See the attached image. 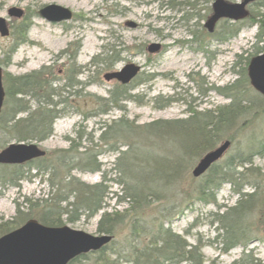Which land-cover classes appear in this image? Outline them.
<instances>
[{"label":"rangeland","instance_id":"rangeland-1","mask_svg":"<svg viewBox=\"0 0 264 264\" xmlns=\"http://www.w3.org/2000/svg\"><path fill=\"white\" fill-rule=\"evenodd\" d=\"M212 2L213 0H0V17L5 20L10 31L7 36L0 35V60H8L6 64L0 63L2 73L17 76L48 67L47 79L53 78V86L60 88L66 80L71 63L78 68L77 74L73 76L78 84L62 94L68 101L66 112L53 123L52 134L42 142L24 143L37 144L45 151L46 156L49 152L67 148L69 142L65 138L74 137L75 132L81 129L86 133L92 132L97 142L102 123H109L122 115L135 125H142L158 119L186 118L190 114V107L204 110L227 103L229 99L214 89L202 94L200 90L205 88L202 82L208 87H219L239 77L246 68V58L250 60L255 56L249 54L256 49L258 25L246 26L236 36L220 42L204 26V22L212 14ZM50 4L70 9L71 19L54 23L42 18L38 10ZM11 7L23 10V16H9L8 9ZM24 16L31 20L26 33L27 40L20 43L8 56L9 47L14 40L13 27ZM218 29L217 22L214 30ZM152 43L160 45L158 51H147L146 48ZM260 46L264 47V44L259 43L258 47ZM112 47L121 50L120 60L111 68L104 69L101 60L104 61L105 52ZM93 58L96 60L92 63ZM127 63L140 66L138 75L130 81L135 84L143 79L130 91L136 97L121 102L122 110L112 108L107 114L94 115L95 97L106 98L118 83L116 80L106 81L103 75L119 70ZM198 87H201L200 90ZM254 91L257 92L253 89L251 93ZM259 110L257 116H246L245 121L233 129L231 133L234 139L232 142L229 140L230 145L221 160L243 148L252 137L264 144L263 104ZM86 114L88 116L84 118ZM83 137H87L86 134ZM84 139L81 143L83 147L89 145ZM10 143L17 142L10 141L8 144ZM150 144V151L157 157L171 158L174 162L179 157L185 160L182 161V174L176 183L159 186L157 192L150 197L152 202L144 211L145 218L150 221L163 218L166 225L174 232L184 235L189 243L196 244L200 241L204 257L202 264H231L248 253L260 264H264V242L261 240H264V207L260 206L256 215L247 218L250 228L247 234H251V240L244 247L239 245L222 253L221 244L216 239L217 224L213 219L217 206L200 202L192 193L204 175H192L198 160L188 159V155L181 153L172 143L152 139ZM123 148L120 147V150ZM118 155V151L107 150L102 146L98 156L102 164L101 171L92 173L75 169L72 172L79 181L95 184L101 181L102 172L108 171L110 189L103 209L94 217L87 219L83 216L73 223L64 220L61 226L100 235L97 232V222L102 212H122L128 207L127 202H118L117 199L122 194L119 183L121 174L114 168ZM252 166L259 173L257 182L261 185L263 203L264 153L253 158ZM48 180L49 173L21 180L19 187L3 188L0 185V222H15L11 230L25 223L20 221L25 218L23 213L27 211L25 199L34 201L50 196ZM249 189L250 187L246 188ZM237 199L238 195L232 191L229 183H224L216 195L219 205L232 206ZM16 203L22 204L20 215L17 213ZM15 218L17 222L13 221ZM123 226L118 228L119 233L124 232ZM258 237L261 239L258 240ZM113 240H117V234H112L109 242Z\"/></svg>","mask_w":264,"mask_h":264},{"label":"trees","instance_id":"trees-1","mask_svg":"<svg viewBox=\"0 0 264 264\" xmlns=\"http://www.w3.org/2000/svg\"><path fill=\"white\" fill-rule=\"evenodd\" d=\"M262 8L264 0L252 2L245 18L236 21L220 20L219 29L214 30L212 36L224 42L236 36L246 26L258 25L256 49L249 55L261 53L263 46L258 47V44H264ZM30 25L31 20L24 16L13 27L14 40L9 47L8 56L20 43L27 40L26 33ZM120 51L114 47L107 49L104 61L101 60L104 69L111 68L120 60ZM96 58H93L92 63ZM1 62L6 64L8 60L3 58ZM248 62L247 57L246 68L233 82L219 87H208L202 82L205 88H197H201L202 94L214 89L229 99L225 104L204 110L190 107V114L186 118L158 119L142 125H135L122 115L109 123H102L97 142L92 132L86 133L81 129L75 132L74 137L65 138L69 142L67 148L49 152L46 156L22 164H0V185L3 188L19 187L21 180L49 173L50 196L34 201L25 199L27 211L23 213L25 218L20 221L23 223L35 219L43 225L54 227L63 225L64 220L73 223L83 216L87 219L94 217L103 209L109 193L108 171L104 170L101 181L95 184L79 181L72 172L75 169L92 173L101 171L102 164L98 156L102 146H105L107 150L119 152L114 168L121 174L119 183L122 194L117 199L118 202H127L128 207L122 212L103 211L97 222V232L117 234V240L109 242L98 251L80 255L68 264H202L204 257L200 241L191 244L183 235L175 233L166 225L165 219L150 221L143 215L152 202L150 197L157 192L156 189L179 179L182 174V161L185 160L179 157L174 162L171 158L157 157L149 149L150 142L152 139H160L163 143H172L191 160H199L224 140L232 142L233 129L242 124L246 116H257L261 105H264L262 95L255 91L251 93L253 88L247 76ZM47 68L42 67L17 76L3 72L5 97L0 112L1 149L10 141L46 140L53 132L55 120L65 114L68 101L62 94L78 84L73 77L78 68L71 63L67 69L66 80L60 88L53 86V78L47 79ZM142 81L143 79L135 84ZM132 82L127 85L117 83L106 98L95 97L93 114H107L112 108L122 110L121 102L136 97L130 93L135 86ZM87 116L86 114L84 118ZM138 133L154 137H141ZM85 134L87 137H83ZM83 139L89 143L88 146H82ZM248 141L243 148L212 164L192 191L194 198L200 202L217 206L218 210L213 213V219L217 223L216 239L223 252L237 245L244 247L251 240V234H247V218L256 215L260 206L264 207V202L261 201V185L257 182L259 173L252 166L253 158L264 153V144L253 137ZM120 147L124 148L120 150ZM224 183H229L232 191L238 195L232 206L219 205L216 202L217 192ZM248 187L250 189L246 190ZM21 206V203H16L19 215L22 213ZM222 207L225 208L220 211ZM16 220L15 218L13 221ZM15 224L9 220L0 222V236L8 233ZM120 226L125 228L124 232H118ZM231 264L260 263L248 253Z\"/></svg>","mask_w":264,"mask_h":264},{"label":"water","instance_id":"water-1","mask_svg":"<svg viewBox=\"0 0 264 264\" xmlns=\"http://www.w3.org/2000/svg\"><path fill=\"white\" fill-rule=\"evenodd\" d=\"M256 0H241L228 2L214 0L211 4L212 14L204 26L209 32L214 31L220 19L236 21L248 15L247 6ZM9 16L20 18L23 10L11 7ZM38 14L49 22H62L72 17L70 9L50 4L41 7ZM133 26V24H130ZM9 28L0 17V35L7 36ZM160 45L150 44L148 52L158 51ZM140 70L139 65L127 63L116 71L106 72V81L116 80L128 84ZM2 67L0 66V112L2 110L5 91L2 82ZM247 76L250 85L264 97V47L263 51L253 56L247 65ZM230 145L229 140L220 142L214 149L205 153L192 170L197 177L203 174L213 163L218 161ZM45 151L34 143H10L0 150V164H22L35 158L43 157ZM112 238L110 234L91 235L68 226H46L35 219L25 221L21 226L0 236V264H68L82 254L97 251Z\"/></svg>","mask_w":264,"mask_h":264},{"label":"bare ground","instance_id":"bare-ground-1","mask_svg":"<svg viewBox=\"0 0 264 264\" xmlns=\"http://www.w3.org/2000/svg\"><path fill=\"white\" fill-rule=\"evenodd\" d=\"M207 170H208V169H207ZM207 170H206V171H207ZM206 171H205V172H206ZM205 172H204V173H205ZM204 173H203V174H204ZM203 174H201V175H203ZM197 177H198V176H197ZM217 193H218V192H217ZM208 204H211V203H208ZM214 205H215V204H214ZM222 208H223V207H222ZM217 210H218V208H217ZM217 210H216V211H217ZM216 211H215V212H216ZM216 224H217V223H216ZM168 226H169V225H168ZM169 227H170V226H169ZM170 228H171V227H170ZM175 233H176V232H175ZM102 234H103V233H102ZM178 234H179V233H178ZM180 235H181V234H180ZM183 236H184V235H183ZM220 246H221V245H220ZM237 246H239V245H237ZM235 247H236V246H235ZM233 248H234V247H233ZM231 249H232V248H231ZM229 250H230V249H229ZM229 250H228V251H229ZM220 251H221L222 253H226V252H223V251H222V246L220 247ZM228 251H227V252H228ZM89 253H91V252H89ZM181 263H182V262H181ZM171 264H174V263H171Z\"/></svg>","mask_w":264,"mask_h":264}]
</instances>
